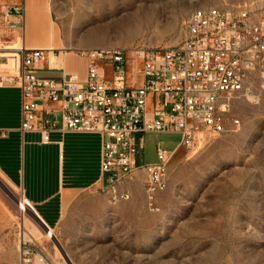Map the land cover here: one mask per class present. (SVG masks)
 Segmentation results:
<instances>
[{
  "label": "rangeland",
  "instance_id": "rangeland-1",
  "mask_svg": "<svg viewBox=\"0 0 264 264\" xmlns=\"http://www.w3.org/2000/svg\"><path fill=\"white\" fill-rule=\"evenodd\" d=\"M50 2L68 52L172 47L182 41L183 23L198 9L233 7L264 15V0ZM9 6L10 0H0V14ZM230 117L239 121L231 133L206 136L191 151L177 149L156 211L147 207L142 172L119 187L127 199L113 202L104 186L96 191L105 211L94 218L98 227L92 236L111 241L110 247L58 248L60 240L33 220L36 216L22 202L21 191L0 173V264H20L23 245L42 253L45 261H52L54 253L65 264H70L68 253L77 261L89 253V264H98L96 259L105 252L114 264H264V94L257 104L236 97ZM142 138L143 164L156 162L157 146L171 152L180 142L177 133H147ZM22 235H27L25 241ZM82 237L75 233L77 242Z\"/></svg>",
  "mask_w": 264,
  "mask_h": 264
},
{
  "label": "built area",
  "instance_id": "built-area-1",
  "mask_svg": "<svg viewBox=\"0 0 264 264\" xmlns=\"http://www.w3.org/2000/svg\"><path fill=\"white\" fill-rule=\"evenodd\" d=\"M19 12L3 10L7 25ZM50 55L56 59L58 53L0 45V86L20 90V132L39 134L44 145L55 132L99 135L101 187L113 202L127 199L119 187L142 172L147 207L156 211L177 149L191 151L206 136L231 133L239 127L230 117L233 100L243 96L257 104L264 94V15L233 7L198 9L184 21L183 39L175 46L78 50L84 78L38 77L36 67ZM147 133H177L180 142L171 152L157 146L156 162L143 164ZM34 259L45 261L23 245L20 264Z\"/></svg>",
  "mask_w": 264,
  "mask_h": 264
},
{
  "label": "crops",
  "instance_id": "crops-1",
  "mask_svg": "<svg viewBox=\"0 0 264 264\" xmlns=\"http://www.w3.org/2000/svg\"><path fill=\"white\" fill-rule=\"evenodd\" d=\"M9 7H18L21 12L11 15L10 25L0 14V45L56 51V59L50 55L36 67L38 77L57 80L63 73H75L84 78L85 61L77 55L81 49L68 52L63 48L50 0H10ZM20 124V90L0 86L1 175L21 191L22 202L26 205L28 202L30 207L27 206L32 207L48 230L54 233V239L60 240L58 248L109 246L111 241L92 236L98 227L94 218L105 211L99 207L101 197L96 192L103 183L101 137L55 132L49 136L50 144L44 145L39 134H22ZM79 217L82 220L77 223L75 218ZM75 233H82L81 242L75 240ZM41 245L43 250L49 248L44 241ZM53 255L50 262L40 263L34 259L33 264H65ZM88 255L84 254L80 261L72 259L69 253L66 257L70 264H89ZM110 255L109 252L102 253L96 261L98 264H114Z\"/></svg>",
  "mask_w": 264,
  "mask_h": 264
},
{
  "label": "bare ground",
  "instance_id": "bare-ground-1",
  "mask_svg": "<svg viewBox=\"0 0 264 264\" xmlns=\"http://www.w3.org/2000/svg\"><path fill=\"white\" fill-rule=\"evenodd\" d=\"M147 16H145V18H143V20L144 19H148V17L146 18ZM137 31V30H136ZM44 50H49V49H44ZM49 51H52V50H49ZM22 241H25L26 239H27V235H22ZM32 240V239H31Z\"/></svg>",
  "mask_w": 264,
  "mask_h": 264
},
{
  "label": "water",
  "instance_id": "water-1",
  "mask_svg": "<svg viewBox=\"0 0 264 264\" xmlns=\"http://www.w3.org/2000/svg\"><path fill=\"white\" fill-rule=\"evenodd\" d=\"M35 216H36V221H39V223H41L47 230L48 228L45 226V224L40 220V218L36 215V213L34 212Z\"/></svg>",
  "mask_w": 264,
  "mask_h": 264
}]
</instances>
